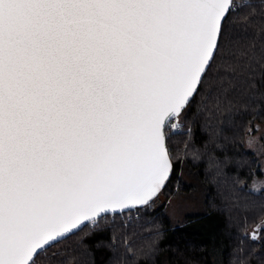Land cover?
<instances>
[{
    "label": "snow or ice",
    "instance_id": "snow-or-ice-1",
    "mask_svg": "<svg viewBox=\"0 0 264 264\" xmlns=\"http://www.w3.org/2000/svg\"><path fill=\"white\" fill-rule=\"evenodd\" d=\"M231 10L0 0V264H35L83 222L159 193L166 129L199 91Z\"/></svg>",
    "mask_w": 264,
    "mask_h": 264
},
{
    "label": "trees",
    "instance_id": "trees-1",
    "mask_svg": "<svg viewBox=\"0 0 264 264\" xmlns=\"http://www.w3.org/2000/svg\"><path fill=\"white\" fill-rule=\"evenodd\" d=\"M223 26L199 91L175 118L176 130L166 129L172 171L158 193L190 188L179 176L185 159L208 186L205 211L171 224L164 205L154 206L157 194L87 223L35 264H211L213 252L222 264H264V189L248 187L260 165L245 148L247 134L264 122V0H233ZM201 222H210V233Z\"/></svg>",
    "mask_w": 264,
    "mask_h": 264
},
{
    "label": "rangeland",
    "instance_id": "rangeland-1",
    "mask_svg": "<svg viewBox=\"0 0 264 264\" xmlns=\"http://www.w3.org/2000/svg\"><path fill=\"white\" fill-rule=\"evenodd\" d=\"M177 123L178 121L176 120L173 125H170L171 128H175L174 130H176L175 125H177ZM255 127L257 129L255 133L251 136V133L249 132L245 138V148L255 154V157L258 159L260 165V173L254 175L252 180L248 183V187L253 191H260L264 189V148L259 141L258 136L264 133V122L256 123ZM179 176L186 185H189L190 188L178 191L177 184L175 185L172 193H166L163 191L158 194L154 203L155 207L161 204L164 205L163 210L171 224L182 223L185 220L186 215L200 214L205 211L206 207H208L205 204L208 186L200 178L198 171H193L189 168L185 159L180 161ZM208 223L201 222L200 224H205L208 229L207 232L210 233L211 225ZM210 260L211 264H222L220 255L215 252L211 254Z\"/></svg>",
    "mask_w": 264,
    "mask_h": 264
},
{
    "label": "water",
    "instance_id": "water-1",
    "mask_svg": "<svg viewBox=\"0 0 264 264\" xmlns=\"http://www.w3.org/2000/svg\"><path fill=\"white\" fill-rule=\"evenodd\" d=\"M232 2H233V0H231V5H232ZM175 118H177V117H173L172 119H175ZM166 147H167V139H166ZM167 150H168V147H167ZM169 157H170V155H169ZM170 161H171V163H172L171 158H170ZM153 198H154V197H153ZM153 198H152V199H153ZM152 199H151V200H152ZM151 200H150V201H151ZM140 206H143V205H135V206H132L130 209H125V210H119V209H117V210H115V211H111V210H110L107 214H114V213H121V212H125V211H130V210H134L136 207H140ZM103 215H105V214H101L99 217H101V216H103ZM99 217H95V218H93V220H96V219H98ZM93 220H91V221H93ZM91 221H85V222H83V226L86 225L87 223L91 222ZM83 226L79 227L78 230L81 229ZM75 231H77V230H74L72 233H74ZM72 233H71V234H72ZM68 235H70V234H66L65 237L68 236ZM65 237H64V238H65ZM61 239H63V238H61ZM61 239H59V240H61ZM59 240H58V241H59ZM52 244H53V243H52Z\"/></svg>",
    "mask_w": 264,
    "mask_h": 264
},
{
    "label": "crops",
    "instance_id": "crops-1",
    "mask_svg": "<svg viewBox=\"0 0 264 264\" xmlns=\"http://www.w3.org/2000/svg\"><path fill=\"white\" fill-rule=\"evenodd\" d=\"M250 133H251V136H252V134L255 133V131H251ZM262 135H263V133L258 136V139H259V141L261 142V144L263 145V148H264V144H263V141H262Z\"/></svg>",
    "mask_w": 264,
    "mask_h": 264
},
{
    "label": "built area",
    "instance_id": "built-area-1",
    "mask_svg": "<svg viewBox=\"0 0 264 264\" xmlns=\"http://www.w3.org/2000/svg\"><path fill=\"white\" fill-rule=\"evenodd\" d=\"M175 121L174 120H172V122H171V124L170 125H173V123H174ZM173 127V126H172ZM135 216H137V213H135Z\"/></svg>",
    "mask_w": 264,
    "mask_h": 264
}]
</instances>
